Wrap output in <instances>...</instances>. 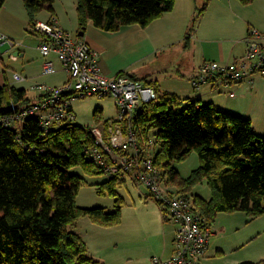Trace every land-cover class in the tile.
Wrapping results in <instances>:
<instances>
[{"label":"trees","instance_id":"trees-1","mask_svg":"<svg viewBox=\"0 0 264 264\" xmlns=\"http://www.w3.org/2000/svg\"><path fill=\"white\" fill-rule=\"evenodd\" d=\"M6 1L0 0V9ZM207 1L195 23L211 0ZM240 1L248 5L254 0ZM24 2L32 26L41 12L54 13L55 0ZM175 2L78 0L80 32L90 21L107 32L136 24L147 27L172 12ZM147 84L156 88L159 97L141 108L134 124L140 144L156 131L159 148L154 165L163 171L166 184L187 194L207 181L211 199L193 197L197 209L211 223L224 212H245L251 218L264 215V137L254 131L252 121L218 110L212 103L184 100L174 93H162L154 83ZM33 101L24 90L0 87V120ZM13 127L0 123V264H99L89 255L81 236L70 228L82 217L103 227L122 222L121 199L113 213L77 205L78 193L88 183L70 170L79 167L91 177L106 173L87 155L96 145L92 128L69 123L44 130L36 118ZM193 152L201 165L185 179L175 164ZM122 183L119 176H113L101 184L99 192L105 194V189L116 195ZM256 264H264V260Z\"/></svg>","mask_w":264,"mask_h":264},{"label":"built area","instance_id":"built-area-1","mask_svg":"<svg viewBox=\"0 0 264 264\" xmlns=\"http://www.w3.org/2000/svg\"><path fill=\"white\" fill-rule=\"evenodd\" d=\"M31 30L43 37V57L48 59L56 54L69 79L60 87L49 88L45 96L2 118L0 123L21 127L27 119L36 118L44 130H49L75 120L74 101L86 97L113 98L117 117L102 128H108L106 134L93 128L96 145L87 150L88 158L111 176L124 174L137 178L149 189L151 197L160 202L166 220L177 226L174 256L166 260L156 258V264H198L216 234L214 223L200 213L192 195L174 192L166 184L163 171L154 165L155 142L149 137V141L143 138L140 144V134L134 124L141 108L158 100L156 88L127 74L115 77L103 74L98 52L83 39L72 37L55 18L37 21ZM245 43L246 54L233 62H205L192 80L194 89L210 84L221 91L252 80L255 75L264 76V33L250 28ZM43 71L54 74L58 70L47 60ZM15 78L22 79L19 75ZM229 95L235 97L236 93L230 91ZM145 152H148L146 157Z\"/></svg>","mask_w":264,"mask_h":264},{"label":"crops","instance_id":"crops-1","mask_svg":"<svg viewBox=\"0 0 264 264\" xmlns=\"http://www.w3.org/2000/svg\"><path fill=\"white\" fill-rule=\"evenodd\" d=\"M218 1L221 2V0ZM228 1L231 11L239 12L242 9H249L248 12L251 14V17L242 19V23H245V25L242 24V27L245 26V34L240 39L231 41L234 43L228 51L225 48H219L218 42L215 47L216 40L211 36L214 30L203 28L208 17L210 2L200 17L198 26L195 23L201 12L199 11L201 3L199 0H176L172 12L152 21L147 27L136 24L125 26L117 32L98 29L90 21L84 31V36H80L76 3L69 6L65 14L56 9L54 13L45 10L37 16L36 22H46L55 18L72 37L87 42L92 49L98 52L101 71L108 77L126 73L146 83H154L162 93H174L181 99L200 100L203 104L212 103L218 110L242 115L241 112H245L244 101L242 97H237V93L248 90L251 87L250 84L254 85L257 82H254L255 78L234 85L230 89H221V91L215 90L212 86L196 90L192 85V80L205 62L215 61L225 64L243 57L247 51L245 39L250 28H258L264 33V21L252 17V13L255 12L254 8L257 7V0L248 5L240 0ZM31 29L32 25L24 0H7L0 9V87L11 86L24 90L29 99L36 100L45 96L49 88L64 85L69 76L56 54L50 55L48 59L43 57L41 52L43 37ZM192 29L195 31L192 32ZM197 55L200 57L202 55V58ZM47 60L54 63L58 70L56 73H44L43 68ZM152 66H157V68ZM15 75H19L22 79L17 80ZM185 83H189L190 87ZM256 85L253 87H257ZM230 91H234L236 96L231 97ZM224 93L228 94V98L223 99L221 95ZM126 177L129 176H124L122 180ZM129 179L132 180L131 177ZM205 199L210 200L211 197ZM177 229L176 226V235L172 240L173 248L169 249L170 247L165 245L162 253L167 254L168 257H161V259L166 260L174 256ZM210 244L207 253L198 264H204L207 256H210ZM101 245H106V243H101ZM88 252L90 254L89 248ZM91 257L102 264L98 259L102 261L103 259L96 253H93ZM156 258H153V262ZM107 263L104 262V264Z\"/></svg>","mask_w":264,"mask_h":264},{"label":"rangeland","instance_id":"rangeland-1","mask_svg":"<svg viewBox=\"0 0 264 264\" xmlns=\"http://www.w3.org/2000/svg\"><path fill=\"white\" fill-rule=\"evenodd\" d=\"M199 2H201L200 11L208 1L199 0ZM221 2L210 1L208 17L203 28L214 30L211 36L216 40L215 47L218 42L219 48H225L228 51L234 43L231 41L240 39L245 34V26L242 27L245 23H242V19L251 17V14L248 12L249 9H242L239 12L231 11L228 0H221ZM74 3L78 5V0H55L54 9L65 14L66 9ZM254 10L252 17L264 21V0H257V7ZM199 22L198 19L197 26ZM199 52L201 53V50ZM152 67L157 68V66ZM253 78H255L254 82L257 81L254 83L257 87L254 88V85L250 84L251 87L248 90L237 93V97H242L244 101L245 112H241L242 115H235L252 120L256 133L264 137V76L255 75ZM185 85L190 87L189 83ZM211 86L204 84L200 89L211 88ZM221 96L223 99L228 98L226 93ZM72 108L76 118L71 123L92 128V131L93 128L99 129L104 134L107 133L108 128H102L110 124L105 122H111L116 118L118 109L111 97L78 99L73 102ZM69 123L65 121L61 125L65 126ZM13 128H19V124ZM155 137L156 131L154 130L150 134L152 142L156 141ZM154 146L155 151L153 147L152 153L157 152L159 148V145ZM200 165L197 152H193L188 159L175 164V168L181 177L186 179ZM70 172L88 183L81 187L78 193L76 201L79 207L104 208L108 213H113L116 211V201L121 199L122 202V222L118 226L103 227L94 223L89 217H82L70 227L75 233L85 238L81 237L86 242V246L89 245L87 249L89 248L91 256L96 253L103 259L102 261L96 258L102 264L104 262H108L107 264H155L154 257H168L167 254L162 253V250L165 245H168L169 249L173 248L172 240L176 235V225L166 220L162 205L151 197L149 189L143 183L137 178L129 179L131 177L129 175L122 180L124 174H121L119 177L124 183L116 188V195L110 194L105 189V194H100L101 184L113 177L109 173L91 177L79 167L72 168ZM170 188L174 189V192H179L176 186L170 185ZM187 194H197L208 198L212 196V191L207 181H203ZM215 226L217 233L211 238L210 256H207L204 264H256L264 260V215L251 218L245 212H224L217 216ZM101 243H106V245H101Z\"/></svg>","mask_w":264,"mask_h":264},{"label":"water","instance_id":"water-1","mask_svg":"<svg viewBox=\"0 0 264 264\" xmlns=\"http://www.w3.org/2000/svg\"><path fill=\"white\" fill-rule=\"evenodd\" d=\"M80 36H84V32H81V33H80Z\"/></svg>","mask_w":264,"mask_h":264}]
</instances>
